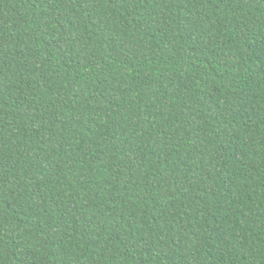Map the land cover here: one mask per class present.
Instances as JSON below:
<instances>
[{
  "label": "trees",
  "instance_id": "1",
  "mask_svg": "<svg viewBox=\"0 0 264 264\" xmlns=\"http://www.w3.org/2000/svg\"><path fill=\"white\" fill-rule=\"evenodd\" d=\"M0 264H264V0H0Z\"/></svg>",
  "mask_w": 264,
  "mask_h": 264
}]
</instances>
